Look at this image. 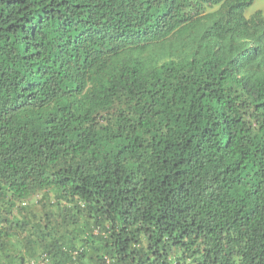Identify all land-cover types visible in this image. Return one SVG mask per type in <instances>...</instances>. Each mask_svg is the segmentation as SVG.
Returning <instances> with one entry per match:
<instances>
[{
	"label": "trees",
	"instance_id": "obj_1",
	"mask_svg": "<svg viewBox=\"0 0 264 264\" xmlns=\"http://www.w3.org/2000/svg\"><path fill=\"white\" fill-rule=\"evenodd\" d=\"M255 0H0V264H264Z\"/></svg>",
	"mask_w": 264,
	"mask_h": 264
},
{
	"label": "rangeland",
	"instance_id": "obj_2",
	"mask_svg": "<svg viewBox=\"0 0 264 264\" xmlns=\"http://www.w3.org/2000/svg\"><path fill=\"white\" fill-rule=\"evenodd\" d=\"M257 11H262L264 14V0H255L254 5L247 9L246 15L250 17Z\"/></svg>",
	"mask_w": 264,
	"mask_h": 264
},
{
	"label": "built area",
	"instance_id": "obj_3",
	"mask_svg": "<svg viewBox=\"0 0 264 264\" xmlns=\"http://www.w3.org/2000/svg\"><path fill=\"white\" fill-rule=\"evenodd\" d=\"M42 264H45L44 262Z\"/></svg>",
	"mask_w": 264,
	"mask_h": 264
},
{
	"label": "clouds",
	"instance_id": "obj_4",
	"mask_svg": "<svg viewBox=\"0 0 264 264\" xmlns=\"http://www.w3.org/2000/svg\"><path fill=\"white\" fill-rule=\"evenodd\" d=\"M248 17V16H247ZM251 17V16H250Z\"/></svg>",
	"mask_w": 264,
	"mask_h": 264
}]
</instances>
